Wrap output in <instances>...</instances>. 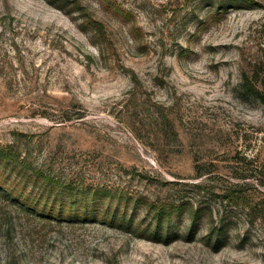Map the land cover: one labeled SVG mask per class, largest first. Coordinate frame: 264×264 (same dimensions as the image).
Here are the masks:
<instances>
[{
  "label": "rangeland",
  "instance_id": "1",
  "mask_svg": "<svg viewBox=\"0 0 264 264\" xmlns=\"http://www.w3.org/2000/svg\"><path fill=\"white\" fill-rule=\"evenodd\" d=\"M210 4L0 0V148L129 196L61 217L31 184L30 209L0 197V264H264V104L240 91L264 7Z\"/></svg>",
  "mask_w": 264,
  "mask_h": 264
},
{
  "label": "trees",
  "instance_id": "2",
  "mask_svg": "<svg viewBox=\"0 0 264 264\" xmlns=\"http://www.w3.org/2000/svg\"><path fill=\"white\" fill-rule=\"evenodd\" d=\"M209 2L211 4L207 7H215L217 5L220 11L240 9L244 6L264 7V0H209ZM74 5L77 9H80V4H78V2H75ZM254 61L255 63L253 64L252 71L246 73L244 72L243 74L240 91L246 98L254 99L264 104V63L260 58ZM19 160V156L15 153L13 148H0V170H3L5 173L9 172V177L15 175L17 178H22L25 182V186L19 190L20 186H15L9 178V180H6L4 178L5 176L0 178V197L7 205H15L17 208L30 209L26 204V201L28 200L27 198H24L25 196L23 195V192H26V188L27 186H30V184L31 186H34V188L36 187L39 190L42 189L41 196L40 194L38 196V198L40 197V201L42 198H46L49 201L53 199L52 204L54 208L56 207L59 210V217L62 216L61 213L62 211H65V209L70 212L73 207H79L81 202L83 204L89 200L96 202L111 198L118 200L119 203H122L126 198L125 202H129V196L115 194L105 190L104 188H92L89 190L84 186L77 185L74 181H62L51 175H47L42 170H32L27 163H25V161ZM257 170H260V168H257L255 171L257 172ZM262 173L263 172L260 170V175ZM260 179L261 177L257 178L258 184L259 186L264 187V181ZM33 194L34 192H31L30 195L32 196ZM90 197L92 199H89ZM35 202L37 204L39 203V200ZM250 206L249 216L251 218V223L254 222V219L260 216L262 224H264V201L259 204H251ZM40 207L41 204L35 206V211L38 212ZM54 208H50V211L53 212ZM44 209L45 210L42 211H45L44 213L46 214L47 207ZM88 209V206H86L87 211ZM165 211V208H157L156 215L160 218L164 213H166ZM167 213H169V209L167 210ZM227 226L228 225L224 221L220 228H216L211 233L209 236L211 240L215 238L217 243L221 242L227 234Z\"/></svg>",
  "mask_w": 264,
  "mask_h": 264
}]
</instances>
